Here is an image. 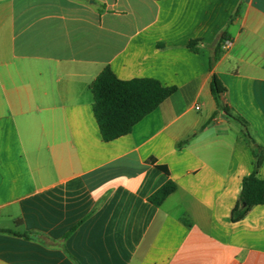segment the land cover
I'll return each instance as SVG.
<instances>
[{
  "label": "crops",
  "instance_id": "1",
  "mask_svg": "<svg viewBox=\"0 0 264 264\" xmlns=\"http://www.w3.org/2000/svg\"><path fill=\"white\" fill-rule=\"evenodd\" d=\"M106 67L177 88L109 142ZM214 74L264 146V0H0V264H264V205L231 220L254 156Z\"/></svg>",
  "mask_w": 264,
  "mask_h": 264
},
{
  "label": "trees",
  "instance_id": "2",
  "mask_svg": "<svg viewBox=\"0 0 264 264\" xmlns=\"http://www.w3.org/2000/svg\"><path fill=\"white\" fill-rule=\"evenodd\" d=\"M240 8L239 6L233 18L239 15ZM227 40L228 32L225 31L212 59V68ZM198 42L191 41L189 48L196 51L195 45ZM91 90L94 95L95 118L103 140L109 142L131 133L141 120L173 95L177 88L165 87L158 80L152 78L121 80L109 67H106L93 81ZM211 90L219 110H222L230 120L241 126L254 156L253 171L244 177L238 201L231 212L232 222H238L244 219L253 207L264 205V180L259 177L264 162V146L257 141L246 119L221 104V96L227 89L216 74L213 76ZM158 168L168 174L164 167L158 166ZM176 189V184L169 179L149 198V201L155 206H160Z\"/></svg>",
  "mask_w": 264,
  "mask_h": 264
},
{
  "label": "built area",
  "instance_id": "3",
  "mask_svg": "<svg viewBox=\"0 0 264 264\" xmlns=\"http://www.w3.org/2000/svg\"><path fill=\"white\" fill-rule=\"evenodd\" d=\"M231 44H232V43H231L230 41L227 40V41L225 42L223 48H224V49H228V48L231 46ZM196 109L199 110V107L197 106Z\"/></svg>",
  "mask_w": 264,
  "mask_h": 264
}]
</instances>
